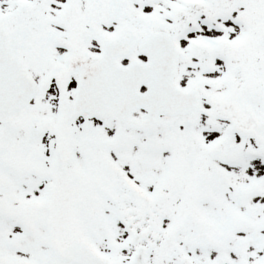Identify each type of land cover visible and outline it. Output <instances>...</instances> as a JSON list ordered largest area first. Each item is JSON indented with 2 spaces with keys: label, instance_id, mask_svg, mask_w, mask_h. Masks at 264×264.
<instances>
[{
  "label": "snow or ice",
  "instance_id": "1",
  "mask_svg": "<svg viewBox=\"0 0 264 264\" xmlns=\"http://www.w3.org/2000/svg\"><path fill=\"white\" fill-rule=\"evenodd\" d=\"M0 264H264V0H0Z\"/></svg>",
  "mask_w": 264,
  "mask_h": 264
}]
</instances>
